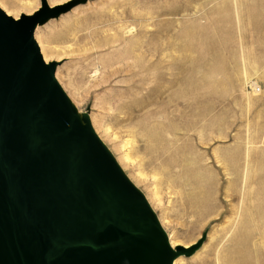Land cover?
<instances>
[{
  "label": "rangeland",
  "instance_id": "rangeland-1",
  "mask_svg": "<svg viewBox=\"0 0 264 264\" xmlns=\"http://www.w3.org/2000/svg\"><path fill=\"white\" fill-rule=\"evenodd\" d=\"M47 2L70 6L34 37L72 105L171 243L203 238L176 264H264V0Z\"/></svg>",
  "mask_w": 264,
  "mask_h": 264
},
{
  "label": "water",
  "instance_id": "water-1",
  "mask_svg": "<svg viewBox=\"0 0 264 264\" xmlns=\"http://www.w3.org/2000/svg\"><path fill=\"white\" fill-rule=\"evenodd\" d=\"M69 7L40 0L18 19L0 7V264H173L203 238L170 246L34 37Z\"/></svg>",
  "mask_w": 264,
  "mask_h": 264
},
{
  "label": "bare ground",
  "instance_id": "bare-ground-1",
  "mask_svg": "<svg viewBox=\"0 0 264 264\" xmlns=\"http://www.w3.org/2000/svg\"><path fill=\"white\" fill-rule=\"evenodd\" d=\"M53 1H57V0H53ZM49 4L52 6V5H54V3L53 4H51L50 2H49ZM38 8V7H37ZM30 14V13H29ZM31 14H32V12H31ZM10 15V14H9ZM19 18V17H18ZM18 18H15V19H18ZM39 26H36V29L38 28ZM35 34V33H34ZM42 53H43V51H41ZM57 69H58V67H57ZM134 73V72H133ZM252 83V82H251ZM252 85V84H251ZM254 85H252V88H254L253 87ZM138 87V86H137ZM143 91V90H142ZM77 112H78V110H77ZM78 115H80L81 116V114L78 112ZM152 139V138H151ZM125 158H127V157H125ZM128 159V158H127ZM168 241H169V244H170V246L172 247V248H174L175 246H174V244H172L171 243V241L169 240V238H168ZM181 256V255H180ZM180 256H178V257H176L175 259H174V261H173V264L175 263H177V262H179V257ZM180 263V262H179Z\"/></svg>",
  "mask_w": 264,
  "mask_h": 264
},
{
  "label": "built area",
  "instance_id": "built-area-1",
  "mask_svg": "<svg viewBox=\"0 0 264 264\" xmlns=\"http://www.w3.org/2000/svg\"><path fill=\"white\" fill-rule=\"evenodd\" d=\"M259 89H257L256 91H258Z\"/></svg>",
  "mask_w": 264,
  "mask_h": 264
}]
</instances>
